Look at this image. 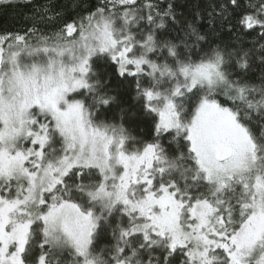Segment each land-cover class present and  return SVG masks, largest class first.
Wrapping results in <instances>:
<instances>
[{
  "label": "snow or ice",
  "instance_id": "snow-or-ice-1",
  "mask_svg": "<svg viewBox=\"0 0 264 264\" xmlns=\"http://www.w3.org/2000/svg\"><path fill=\"white\" fill-rule=\"evenodd\" d=\"M23 3L0 264H264V0Z\"/></svg>",
  "mask_w": 264,
  "mask_h": 264
},
{
  "label": "trees",
  "instance_id": "trees-1",
  "mask_svg": "<svg viewBox=\"0 0 264 264\" xmlns=\"http://www.w3.org/2000/svg\"><path fill=\"white\" fill-rule=\"evenodd\" d=\"M41 3H46L47 0H39ZM59 3H63L64 0H58ZM184 2V0H181ZM207 2V0H187L188 4L199 3L202 6ZM30 13L27 11L23 0H14L12 6H0V30L4 28L15 29L19 28L23 24V18ZM132 94L126 96L127 105H134L135 101L131 99ZM126 105V106H127ZM118 112V109L116 110Z\"/></svg>",
  "mask_w": 264,
  "mask_h": 264
}]
</instances>
